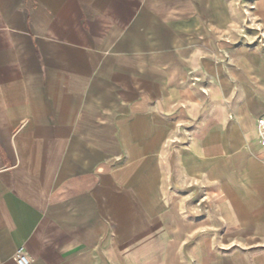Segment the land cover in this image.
<instances>
[{
	"label": "crops",
	"instance_id": "obj_1",
	"mask_svg": "<svg viewBox=\"0 0 264 264\" xmlns=\"http://www.w3.org/2000/svg\"><path fill=\"white\" fill-rule=\"evenodd\" d=\"M233 11L0 0V264H264V55L226 64Z\"/></svg>",
	"mask_w": 264,
	"mask_h": 264
},
{
	"label": "rangeland",
	"instance_id": "obj_2",
	"mask_svg": "<svg viewBox=\"0 0 264 264\" xmlns=\"http://www.w3.org/2000/svg\"><path fill=\"white\" fill-rule=\"evenodd\" d=\"M232 3L234 22L224 29L222 39H219L225 52L224 59L227 65L232 67L238 62L237 53L243 50L250 51L259 55H264V1L263 0H226ZM201 29L193 27V40L201 41ZM204 39V37H203ZM249 54H243V58L249 60ZM258 59V57H257ZM253 59L257 66H262L264 60ZM259 77V76H257ZM216 94L213 98H216ZM232 110L231 117L233 116ZM217 108L211 110L209 116L215 115ZM264 120V119H260ZM258 125V121H257Z\"/></svg>",
	"mask_w": 264,
	"mask_h": 264
},
{
	"label": "built area",
	"instance_id": "obj_3",
	"mask_svg": "<svg viewBox=\"0 0 264 264\" xmlns=\"http://www.w3.org/2000/svg\"><path fill=\"white\" fill-rule=\"evenodd\" d=\"M258 128L263 132L261 135V146H262V159L264 161V120H258ZM16 263L17 264H29V258L23 252V250L19 249L16 255Z\"/></svg>",
	"mask_w": 264,
	"mask_h": 264
},
{
	"label": "bare ground",
	"instance_id": "obj_4",
	"mask_svg": "<svg viewBox=\"0 0 264 264\" xmlns=\"http://www.w3.org/2000/svg\"><path fill=\"white\" fill-rule=\"evenodd\" d=\"M260 120V119H259ZM257 128H258V125H257ZM258 133H259V136L261 138V135L263 134V132L258 128ZM261 141V140H260ZM264 162V161H263ZM16 261V260H15Z\"/></svg>",
	"mask_w": 264,
	"mask_h": 264
}]
</instances>
